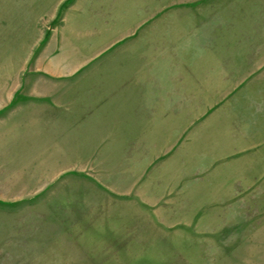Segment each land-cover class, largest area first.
Listing matches in <instances>:
<instances>
[{"label": "rangeland", "instance_id": "1", "mask_svg": "<svg viewBox=\"0 0 264 264\" xmlns=\"http://www.w3.org/2000/svg\"><path fill=\"white\" fill-rule=\"evenodd\" d=\"M57 1L0 0V264H264V0Z\"/></svg>", "mask_w": 264, "mask_h": 264}, {"label": "crops", "instance_id": "2", "mask_svg": "<svg viewBox=\"0 0 264 264\" xmlns=\"http://www.w3.org/2000/svg\"><path fill=\"white\" fill-rule=\"evenodd\" d=\"M28 1V2H27ZM64 0H58L55 4H54V6H52V7H50V9H52L53 11H55V10H57L58 9V7L62 4V2H63ZM26 2V3H25ZM52 2H53V0H21V2H20V4L19 5H21V7H20V9H23V10H27V9H29V10H38V8H40L41 9V11L42 10H47L48 9V5L50 4H52ZM39 3H42V6H40L39 5ZM27 4V6H25ZM27 7V8H26ZM30 17H32V16H29V17H27V16H25V17H23V18H20V21L21 22H27V19L29 18L30 19ZM28 19V20H29ZM51 19V18H50ZM49 19V20H50ZM45 21V16L44 15H42V16H38L37 14H35L34 16H33V18H32V21L33 22H40V21Z\"/></svg>", "mask_w": 264, "mask_h": 264}]
</instances>
